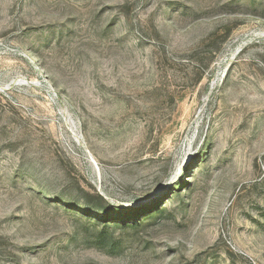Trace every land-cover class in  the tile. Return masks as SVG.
Listing matches in <instances>:
<instances>
[{
	"label": "rangeland",
	"instance_id": "1",
	"mask_svg": "<svg viewBox=\"0 0 264 264\" xmlns=\"http://www.w3.org/2000/svg\"><path fill=\"white\" fill-rule=\"evenodd\" d=\"M0 264H264V0H0Z\"/></svg>",
	"mask_w": 264,
	"mask_h": 264
},
{
	"label": "trees",
	"instance_id": "2",
	"mask_svg": "<svg viewBox=\"0 0 264 264\" xmlns=\"http://www.w3.org/2000/svg\"><path fill=\"white\" fill-rule=\"evenodd\" d=\"M103 235H100V237H102ZM100 240H102V238L100 239Z\"/></svg>",
	"mask_w": 264,
	"mask_h": 264
}]
</instances>
